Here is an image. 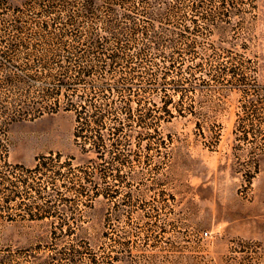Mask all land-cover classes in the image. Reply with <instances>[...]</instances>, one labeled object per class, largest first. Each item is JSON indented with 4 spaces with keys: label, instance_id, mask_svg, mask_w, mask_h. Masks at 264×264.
Segmentation results:
<instances>
[{
    "label": "rangeland",
    "instance_id": "rangeland-1",
    "mask_svg": "<svg viewBox=\"0 0 264 264\" xmlns=\"http://www.w3.org/2000/svg\"><path fill=\"white\" fill-rule=\"evenodd\" d=\"M0 264H264V0H0Z\"/></svg>",
    "mask_w": 264,
    "mask_h": 264
},
{
    "label": "trees",
    "instance_id": "trees-1",
    "mask_svg": "<svg viewBox=\"0 0 264 264\" xmlns=\"http://www.w3.org/2000/svg\"><path fill=\"white\" fill-rule=\"evenodd\" d=\"M38 115H42V113L40 112Z\"/></svg>",
    "mask_w": 264,
    "mask_h": 264
}]
</instances>
